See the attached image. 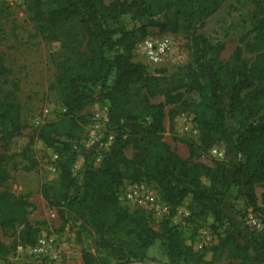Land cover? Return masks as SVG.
Here are the masks:
<instances>
[{"label": "trees", "instance_id": "obj_1", "mask_svg": "<svg viewBox=\"0 0 264 264\" xmlns=\"http://www.w3.org/2000/svg\"><path fill=\"white\" fill-rule=\"evenodd\" d=\"M224 1L31 0L37 32L63 36L70 52L55 79L64 112L43 124L36 135L58 155L57 186L43 185L41 193L56 209L61 228L76 218L81 231L96 235V249L117 263L212 264L187 245L176 227L164 222L163 231H157L143 211H129L119 199L126 183L152 182L159 199L171 209L189 201L198 208L195 217L209 214V228L218 237L212 252L227 251L239 264H250L256 254L264 257V206L255 195V187L264 183V6L258 5L249 31L255 34V59H245L237 45L224 60V42L213 43L197 32ZM128 14L139 19L138 27L122 24ZM151 25L163 33L185 31L192 62L170 76L151 74L135 62L134 45ZM7 73L0 63V149L24 128L20 104L11 98L12 91L3 89L9 83L2 81ZM158 96L177 104L171 117L177 108L193 115L199 132L195 149L201 153L227 140L231 123L237 126L232 144L239 161L231 179L224 161L213 166L191 162L163 140L165 103L153 102ZM96 102L106 108L104 126L113 139L99 166L87 165L86 157L74 175L77 146L89 122L83 111ZM128 148L135 151L132 158L125 156ZM5 158L0 152V188L10 177ZM231 192L234 200H246L263 223L259 232L249 233L254 250L240 242L235 228L225 226L222 202ZM31 209L25 195L0 189V232H11L14 239L13 247L0 240V258L5 259L11 249L36 245L40 230L28 219ZM155 246L163 261L152 255ZM105 257L86 249L81 252L83 264H108Z\"/></svg>", "mask_w": 264, "mask_h": 264}, {"label": "rangeland", "instance_id": "obj_2", "mask_svg": "<svg viewBox=\"0 0 264 264\" xmlns=\"http://www.w3.org/2000/svg\"><path fill=\"white\" fill-rule=\"evenodd\" d=\"M259 4L264 6V0L261 3L259 0H225L220 8L205 20L204 25L198 26L197 32L206 35L213 43L224 42L225 49L222 53L224 60L237 45H240L242 56L252 61L258 51L255 48V34L249 31L258 17ZM138 20L134 19L132 14H128L121 21L126 28L131 29L138 27ZM243 36L246 38L241 42ZM162 38L168 40V48L160 59H155L149 54L148 45L157 43ZM69 54L63 36L52 38L37 32L31 0H0V63L8 70L2 81L6 82L4 80L7 79L9 82L3 84V89L4 92L12 91L11 98L20 104L21 120L24 124L21 133L0 149V152L5 154V166L10 174L0 189L27 197L32 205L28 219L39 228L38 239L52 238L56 246L53 244L51 247L57 250L60 243L76 238L85 243L84 249L105 257L106 252L95 247L96 235L92 231H81L76 218L71 217V222L61 228V219L56 209L49 206L41 193L43 185L57 186L58 155L55 148L38 140L36 135L43 124L58 119L64 112L55 90V79L61 61ZM132 54L133 60L144 64L149 73L161 76H170L192 62L186 32L163 33L156 25L147 27L146 35L137 39ZM153 102L165 103L166 116L162 137L180 157L209 166H213L215 161H224L228 177L230 179L233 177L239 161L232 144L237 127L234 123L230 124L227 140L201 153L195 149L199 132L193 123V115L177 108V113L171 117L170 110L175 109L177 104L168 102L163 96L154 98ZM83 112L87 114L89 122L85 127L84 138L77 146L79 154L73 164L74 175L84 167L86 157L87 165L99 166L113 139L112 133L106 134L104 126L105 106L96 102ZM1 144L3 142H0ZM134 155L135 151L131 148L125 151L127 158ZM147 185L158 194L155 184L151 182ZM255 195L257 203L264 206V183L255 187ZM159 202L161 204L159 211L150 210L149 207L125 205L129 211L138 209L143 211L150 225L157 231H163L164 222L176 227L187 245H191L194 251L204 254L205 263L239 264V260L227 251L210 250L218 242V237L209 228L212 221L209 214L204 219L195 217L194 212L198 211V208L189 201L174 209L160 199ZM222 206L226 213L225 226L235 228L240 242L254 250L249 233H257L263 228L260 216L252 212L246 200H234L232 192L222 202ZM251 217L256 219L259 225L253 224L250 221ZM0 240L7 246H14L11 232L6 234L0 232ZM18 248L11 249L10 253L35 257L37 264L49 263L50 248L42 253H35L32 247L28 246ZM17 250L19 252H16ZM152 255L160 261L165 259L156 246ZM105 259L109 260L108 264H121L111 257ZM257 261L264 264V257L256 254L250 264H256Z\"/></svg>", "mask_w": 264, "mask_h": 264}, {"label": "built area", "instance_id": "obj_3", "mask_svg": "<svg viewBox=\"0 0 264 264\" xmlns=\"http://www.w3.org/2000/svg\"><path fill=\"white\" fill-rule=\"evenodd\" d=\"M168 48V40L165 38L160 39L157 43H151L148 45V52L151 57L155 59H160L162 55L166 52ZM119 199L122 203L127 205H134L138 208L149 207L150 210L159 211L160 202L157 191L149 187L144 183H126L120 189ZM164 205V204H162ZM163 209L165 207L163 206ZM250 221L253 224H257L256 219L252 218ZM54 244L52 238H39L36 245L32 247V251L35 253H42Z\"/></svg>", "mask_w": 264, "mask_h": 264}, {"label": "crops", "instance_id": "obj_4", "mask_svg": "<svg viewBox=\"0 0 264 264\" xmlns=\"http://www.w3.org/2000/svg\"><path fill=\"white\" fill-rule=\"evenodd\" d=\"M54 246L56 243L54 242ZM85 247V243L79 241L76 238L72 240L64 241L58 245V249L55 250L51 247L49 252V259L48 261L51 264H83L81 258V252ZM20 249V248H18ZM16 252H19L18 250ZM35 263V257L32 256H19V255H12L11 253L8 254L5 259L0 258V264H30ZM123 264H165L163 262L158 261H143V262H129ZM255 264V263H253ZM256 264H263L257 261Z\"/></svg>", "mask_w": 264, "mask_h": 264}]
</instances>
